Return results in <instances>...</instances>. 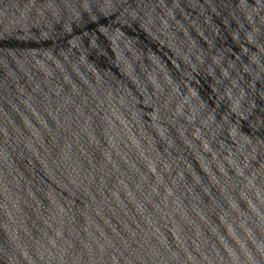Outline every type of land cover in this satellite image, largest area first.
I'll list each match as a JSON object with an SVG mask.
<instances>
[{
    "label": "water",
    "instance_id": "95a60500",
    "mask_svg": "<svg viewBox=\"0 0 264 264\" xmlns=\"http://www.w3.org/2000/svg\"><path fill=\"white\" fill-rule=\"evenodd\" d=\"M0 264H264V0H0Z\"/></svg>",
    "mask_w": 264,
    "mask_h": 264
}]
</instances>
